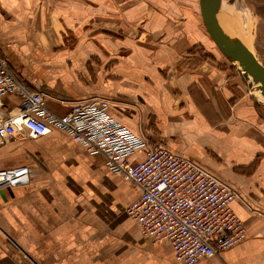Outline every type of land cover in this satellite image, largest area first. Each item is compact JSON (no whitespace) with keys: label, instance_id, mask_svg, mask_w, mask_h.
Segmentation results:
<instances>
[{"label":"crops","instance_id":"obj_1","mask_svg":"<svg viewBox=\"0 0 264 264\" xmlns=\"http://www.w3.org/2000/svg\"><path fill=\"white\" fill-rule=\"evenodd\" d=\"M0 55L51 113L108 99L133 134L234 191L246 238L196 264H264V108L208 36L199 0H0ZM1 102L5 117L18 105ZM22 165L30 183L0 191V264H177L169 243L120 220L140 191L101 155L58 131L17 134L0 169Z\"/></svg>","mask_w":264,"mask_h":264},{"label":"built area","instance_id":"obj_2","mask_svg":"<svg viewBox=\"0 0 264 264\" xmlns=\"http://www.w3.org/2000/svg\"><path fill=\"white\" fill-rule=\"evenodd\" d=\"M8 96L18 105L6 117L0 108V147L17 134L37 139L58 131L89 154L101 155L112 174L140 191L126 215L143 236L169 243L177 264L218 257L246 238L245 225L231 208L234 191L192 160L133 134L111 116L110 100H81L57 116L45 107L44 95L29 90L0 55V107ZM30 174L25 165L0 169V191L27 186Z\"/></svg>","mask_w":264,"mask_h":264},{"label":"water","instance_id":"obj_3","mask_svg":"<svg viewBox=\"0 0 264 264\" xmlns=\"http://www.w3.org/2000/svg\"><path fill=\"white\" fill-rule=\"evenodd\" d=\"M222 0H199V10L203 26L218 49V51L230 62L237 60L242 66V75L249 88L253 84L258 85L264 96V65L255 55L240 42L229 39L221 29L219 12Z\"/></svg>","mask_w":264,"mask_h":264},{"label":"rangeland","instance_id":"obj_4","mask_svg":"<svg viewBox=\"0 0 264 264\" xmlns=\"http://www.w3.org/2000/svg\"><path fill=\"white\" fill-rule=\"evenodd\" d=\"M228 6L232 8L234 11L242 12L246 14L250 19L252 32V44L251 51L257 58V60L264 65V0H222L221 5ZM254 25V26H253ZM254 27V28H253ZM234 67L238 69V71L242 72V68L238 67L233 63ZM243 73V72H242ZM248 83V82H247ZM247 90L252 96L256 103L264 108V96H257L258 90L257 87L253 84L252 88L247 87ZM125 215L123 211L121 212L120 220H125ZM120 235L123 234L122 226H119ZM124 230L128 229V225L124 226Z\"/></svg>","mask_w":264,"mask_h":264},{"label":"bare ground","instance_id":"obj_5","mask_svg":"<svg viewBox=\"0 0 264 264\" xmlns=\"http://www.w3.org/2000/svg\"><path fill=\"white\" fill-rule=\"evenodd\" d=\"M220 12H219V21L221 20L220 26L224 34L229 39L240 42L243 46L249 49V51H251L252 27H251L250 19L247 16H245L246 14L238 11L233 12L232 8L226 5L223 6V4L221 5ZM220 14H221V19H220ZM233 63L238 67L242 68L239 61L234 60ZM255 87H258V85H255ZM257 90L260 94L259 88H257Z\"/></svg>","mask_w":264,"mask_h":264}]
</instances>
